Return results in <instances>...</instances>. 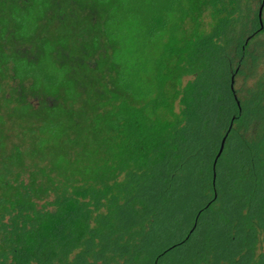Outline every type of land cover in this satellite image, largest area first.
Returning <instances> with one entry per match:
<instances>
[{
    "label": "trees",
    "instance_id": "16d2710c",
    "mask_svg": "<svg viewBox=\"0 0 264 264\" xmlns=\"http://www.w3.org/2000/svg\"><path fill=\"white\" fill-rule=\"evenodd\" d=\"M46 2L0 54V264H264V0Z\"/></svg>",
    "mask_w": 264,
    "mask_h": 264
},
{
    "label": "rangeland",
    "instance_id": "374dc122",
    "mask_svg": "<svg viewBox=\"0 0 264 264\" xmlns=\"http://www.w3.org/2000/svg\"><path fill=\"white\" fill-rule=\"evenodd\" d=\"M42 1H44L43 6H46L47 5L46 0H42ZM29 2H31V0H28V3ZM32 7H33L32 3H30L29 5L28 4L25 5V4L22 3V0H0V54L6 52L7 55H12V60H11L12 61L11 62L12 65H14L15 60H21L22 56H23L22 52L18 49V47L15 46L16 45V41H18L19 38H21V37L17 34V30H18V27H19V22L17 21V18L13 14L14 13V9L18 8L21 11L28 12V10L32 9ZM30 13L31 12H29V14ZM37 20H35L36 23H37ZM8 23H12L13 26L16 27V29H15L16 31L13 33V35L10 33V31H8L6 29V25ZM53 38L54 37L51 36V35H49V37H47L46 35H43V40H46L48 42L49 41L52 42ZM7 41L11 42L10 46L9 45H5V42H7ZM50 47L52 48V43H49V48ZM65 70H67V69L65 68ZM64 77L65 78H63V79H65V80L68 78V77L66 78L65 75H64ZM65 82L68 83L69 81L67 82V80H66ZM8 83H11V82L8 81ZM70 85L71 84H69V86ZM75 93L79 94L78 92H75ZM71 97L74 98V99H76V98L79 99L80 98L78 95H74V94H72ZM16 98L17 99H15V100L18 102V106H17V109H15V110H17L19 112L20 111H25V109H26L25 106L30 103L28 97H24V96L18 94V95H16ZM5 111H6L7 114H9L10 109H6ZM39 113H40L39 114L40 115V117H39L40 119H42L43 121H48L49 120L45 116V110L44 109L41 110ZM34 116L36 117L35 114H34ZM36 118H38V117H36ZM11 123H12L11 121H7V123L0 121V164L4 163V161H5V158H6L5 156L7 154V152H6L7 149H5L6 146H7V148L10 147V145H12L13 142L14 143H21V141L25 142V140H22V137H19L18 134H15L16 135L15 137H12V138L9 137V141H5V145L6 146L3 144V141H2V138H1L2 134H3L4 130H6V131L8 130L6 128L7 127L9 128L11 126ZM26 126H27V124H26V122H24V125L23 124L16 125V129H19L23 133H27L29 131H28V128ZM50 137L51 136H50L49 133L39 132L36 135V137H34V139L28 138V140H26L27 141V145L28 146L34 145V146L40 148V144L43 143V145L46 146L47 144L52 142ZM25 150H26V147H23V151H25ZM3 151H5V152H3ZM37 164H39V162ZM90 164H91V162H89L85 158H82V159H80V160L75 162L74 168H76L78 170H83L85 165H90ZM59 167H60L61 170L64 168V169H67L69 171L70 165L66 164L65 162H62L59 165ZM26 168H27L26 170H21V169H19L16 166H11L10 167V171L6 172V171L3 170L2 173H1V176L5 177V178H8V180L12 181V183H13L14 182L13 178H15L16 175L20 174V180L24 181L26 183H29L30 179H31V176H32V172H34V171L36 172L35 163L32 162V161H29ZM52 177L55 180V182H57L59 184V182L61 180L60 177L57 174H52ZM38 181H39V183L42 182V180L40 178V175H39ZM49 196H50V198L53 197V195H49Z\"/></svg>",
    "mask_w": 264,
    "mask_h": 264
},
{
    "label": "flooded vegetation",
    "instance_id": "af4514ba",
    "mask_svg": "<svg viewBox=\"0 0 264 264\" xmlns=\"http://www.w3.org/2000/svg\"><path fill=\"white\" fill-rule=\"evenodd\" d=\"M23 56H28V57H31L33 55H31V52L30 51H25L23 50L22 52ZM29 99V98H28ZM49 100V99H48ZM30 103H33V105L35 106H38L40 104V100L36 99V98H33V99H29ZM50 102H52L51 100H49ZM13 103H17V101L14 99L12 100Z\"/></svg>",
    "mask_w": 264,
    "mask_h": 264
},
{
    "label": "water",
    "instance_id": "95a60500",
    "mask_svg": "<svg viewBox=\"0 0 264 264\" xmlns=\"http://www.w3.org/2000/svg\"><path fill=\"white\" fill-rule=\"evenodd\" d=\"M224 142H225V140L223 141V143H222V146H221V149H220V152H219V155L222 153V151H223V148H224Z\"/></svg>",
    "mask_w": 264,
    "mask_h": 264
}]
</instances>
